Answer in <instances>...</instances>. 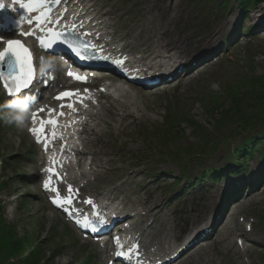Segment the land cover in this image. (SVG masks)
I'll list each match as a JSON object with an SVG mask.
<instances>
[{
	"label": "rangeland",
	"instance_id": "1",
	"mask_svg": "<svg viewBox=\"0 0 264 264\" xmlns=\"http://www.w3.org/2000/svg\"><path fill=\"white\" fill-rule=\"evenodd\" d=\"M95 2L102 5L103 10L115 11L123 34L131 36L148 26L152 30L149 35L155 34L158 39L161 34V44L174 45L185 35H191V39L203 38L224 28L232 16L237 18L235 27L220 32L214 46L210 47L214 53L209 58L211 63L178 87L152 96L124 87L130 99L121 101L132 103L125 111L132 115L122 121L123 112H119L112 128L103 130L101 141L93 149L102 167L108 169L110 165L114 169L106 174L107 179L99 181V193L117 188L111 193L120 195V191H124L130 199L139 197L145 203L157 204L160 206L158 214L166 224L182 235L200 215L206 217L211 194L220 191L225 182L233 184L238 179L249 178L250 174L256 175L263 163L264 148L260 144L258 152L245 162L248 168L243 177L222 179L216 184L201 178L204 170L219 168L227 160L234 161L229 157L232 150L244 144L249 136L264 131L261 124L263 126L253 127L248 133H239L230 119L235 117L233 109L227 114L235 91H248L247 83L245 89L242 82L252 77L264 79V34L259 25L252 29L255 21L250 19V16L264 15V3L248 9L245 12L248 19L243 23L240 0ZM175 12L179 14L175 16ZM124 24H129V28H123ZM130 29L134 31L129 33ZM232 32L236 40L229 46L226 40ZM145 33L142 37L148 38ZM191 45L185 41L184 49ZM11 117L0 96V221L18 234V239L8 243L0 239V264H7L10 256V264H104L96 247L77 237L40 198L35 185L36 150L25 130ZM167 138L170 139L166 141ZM196 179L197 182L204 180L191 190L189 187ZM182 189L183 194L177 197ZM219 196H215L217 200ZM235 211L234 225L250 224L249 242L244 244L249 251H236L234 240L240 231L231 230L230 220V225L217 229L216 237L222 241L217 239L206 244V248L199 247V251L194 252L197 260L193 264H264V184L247 197L245 206ZM157 220L155 224L163 227V221ZM2 233L7 232L0 223V237ZM33 241L36 247L31 254V250H26Z\"/></svg>",
	"mask_w": 264,
	"mask_h": 264
},
{
	"label": "bare ground",
	"instance_id": "2",
	"mask_svg": "<svg viewBox=\"0 0 264 264\" xmlns=\"http://www.w3.org/2000/svg\"><path fill=\"white\" fill-rule=\"evenodd\" d=\"M93 0H73L72 4L69 6L71 9V15L76 14L77 7H80V12H84L83 14H87L84 19H82L81 23L83 24H91L90 29L87 30L89 35L92 37H96L98 39L99 45L107 48V50L111 53L118 54V51L120 48L123 47L122 43L128 39L133 40L132 42V50H137L142 47V52L136 53L137 55L134 56L133 60H138L141 56H147V58L150 59V62L152 65L157 66L159 63H163V61H173V59L178 60L183 55H189V53L192 51V48H198L202 46L204 48L203 54H207V50L210 47H213L220 32L223 30L226 31L228 28L232 27L236 24L237 18H233L232 16L224 25V28L217 29L212 32H210L207 36L203 38H196L191 39V35H185L183 39L179 42H176L174 45H170L169 43L161 44V34L159 35L160 38H156L157 35L153 34L149 35L148 33L152 30L145 26L146 29L140 28L139 32H136L135 34L131 36H127L126 34L121 33L119 30V27H115L117 25V19L119 20V16L115 14V11L110 12L109 10H102L101 12L96 7V4L91 5ZM179 12H175L174 15H178ZM114 17V18H113ZM251 20H255L256 17H251ZM260 20H264V15L259 18L258 22ZM124 27L129 28V24H124ZM113 30V31H112ZM131 31H134L133 29L129 30V33ZM148 31V32H147ZM146 32L145 34L148 35V38L145 40L141 36L142 33ZM187 41L192 43L190 48L184 49V42ZM151 42V43H150ZM190 49V50H189ZM163 51L164 54L161 53ZM139 55V56H138ZM200 56H198L199 58ZM142 58V57H141ZM196 58V59H198ZM179 61V60H178ZM177 61V62H178ZM150 64V63H149ZM180 64H176L174 62V65L170 67V71L172 75L178 74V67ZM110 88H114V90L117 92L119 99L111 101L108 99L106 101L105 105L102 102H99L97 107H93L92 111L89 112V114L85 117V122L83 126V131L86 134V138L83 139V149L80 151L81 155H91L93 158L91 159V164L94 165L96 170H92L90 165L83 164V170L82 172H69L67 171L64 177L66 178L61 186V190L67 188V185H71L72 188H79V187H85L90 186L94 188V185L92 184V181L95 180H103V176L107 173H112L114 171L113 168H109L106 170H102V167L100 165L99 159H97V153L94 149L96 147V144L98 141H101V136L103 135L104 129H111L112 128V122L116 116H118L119 112H123L121 116L122 121L128 120L132 113H125V111L130 108L132 103L129 105L130 102H122V99H130L127 92L120 90L119 87L116 85H111ZM126 101V100H125ZM100 111L102 113H100ZM53 155V154H52ZM86 166L88 167V172H86ZM59 174L63 173L62 169L58 170ZM122 174L128 175L127 173L123 172ZM121 174V175H122ZM132 175V173L130 174ZM113 191L118 190L117 188H113ZM127 190V188H126ZM144 190H147V187H144ZM123 193L124 191H120ZM86 194H88L86 192ZM218 194V191H215L214 194H211L209 196L210 204L212 206L211 210L213 211V216L217 210V200H215V196ZM86 198H93L92 196H85L83 194V199L81 201V204L85 201ZM109 201V200H107ZM114 202H119V206L125 205L126 203H130L131 206H134L136 208L138 207H144V214L143 216L139 217L140 212H136L138 219L136 220V226L144 225V230L141 228L142 235L145 236V239L142 238L140 243L142 244L143 251H144V257L149 262H158V261H166L168 259H172L174 255L171 257L175 251L168 252V248L173 247L174 244L171 243L172 239L177 238L178 235H175V231L172 230V228L165 229L163 228L162 232L161 228L153 226V223H148V219L150 215H152L153 212H157L160 206H157L155 203H145L144 199H141L139 197H135L134 199H130V196L123 193V197H115ZM75 202H78V198L75 199ZM210 208V207H209ZM118 210V208H116ZM137 210V209H136ZM135 210V211H136ZM156 216V215H155ZM155 216H152L153 222L155 221ZM164 223V222H163ZM207 226H205L206 228ZM232 229L239 231L238 226H233ZM202 229H200L196 234H199ZM170 234L174 235L171 236ZM136 238L135 236H133ZM244 237H249V235H244ZM191 240V239H190ZM189 244V241L187 242ZM258 245V244H256ZM153 247L157 248V251L154 250ZM195 249L194 246L190 248H186L185 251L182 252V257L178 256L177 261H180V263L183 262V260H186L183 264H193L194 259H197V256L192 252ZM181 255V254H180ZM186 256V257H185Z\"/></svg>",
	"mask_w": 264,
	"mask_h": 264
},
{
	"label": "snow or ice",
	"instance_id": "3",
	"mask_svg": "<svg viewBox=\"0 0 264 264\" xmlns=\"http://www.w3.org/2000/svg\"><path fill=\"white\" fill-rule=\"evenodd\" d=\"M40 0H27V3L23 2V0H14V3H19V6L21 9H25L26 11H34L36 9V7L39 5ZM6 10V6L3 3H0V12L5 11ZM12 11H15V8L11 9ZM47 14H43V16L41 17H37V25L40 26L43 23H47L49 21H47L45 19ZM23 19V18H21ZM15 23L17 25L20 24V21H15ZM29 23H32L31 20H29ZM41 31H45L47 32L48 36H52L53 33H55L54 29H44L42 27H40ZM22 35H31L32 33H21ZM56 36L59 35V33H55ZM0 39H2V36H0ZM39 40V43L41 45V47H51L52 41L51 40H47L45 37H38L37 38ZM69 47H72L71 44H69ZM73 51H77L76 49H73ZM77 54H79V52L77 51ZM11 56L13 58V60L9 61V68H17L19 71L17 72V74L12 77L10 76L9 78H4L3 74H0V79H5V88L8 89V94L9 95H15L21 92L22 88H27L30 83L32 82V80L35 77V69L33 67L32 64V55L31 52L29 51L28 48H26L22 42L20 40H12L9 39L6 42V47H4V49L2 51H0V61H4L6 57ZM116 63H122V61H116ZM69 76L73 77L74 79L77 80H86L85 77H80L79 75L75 74V73H68ZM8 79H11L13 81L12 84H9L7 82ZM14 84V86H13ZM85 91H87V89H85ZM76 95H78V90L75 91H65L62 92L60 94H58L55 99L57 100H64V98H68L69 100H71L73 97H75ZM64 107H68V108H73V104L72 103H68V104H61L60 108L63 109ZM45 109H40L41 112H43ZM49 119L48 120H41L40 121V128L39 130L33 128L31 129V131L36 134L37 132H39L40 134H44L45 136V140H47V134H45V127L48 124H51L53 126H58V117L59 116H63L65 113L63 111H60L57 114V119H52L51 118V114L55 111L53 109H49ZM36 116L37 113H33L32 114V118H33V123L36 122ZM53 138L55 137V132L52 133ZM41 141V135H37V142ZM45 149L47 150V143H45ZM61 152H63V145L61 147ZM48 172L52 173L53 176H55L58 180L62 181L63 177H61L59 175L58 172H56L54 169L50 168L47 169ZM50 180L51 177L49 178L48 181H45V188H49V184H50ZM53 191H59V189H52ZM67 191L71 192L74 191V189L72 188L71 185H67L66 188ZM58 202L54 200V203ZM64 203H71V199L68 197L64 198ZM87 203L91 204L92 201L88 200ZM79 223V221H77ZM89 221L87 220V218L84 219V223L83 226L84 227H88L89 226ZM95 230V229H93ZM118 239V238H117ZM122 254V253H121Z\"/></svg>",
	"mask_w": 264,
	"mask_h": 264
},
{
	"label": "trees",
	"instance_id": "4",
	"mask_svg": "<svg viewBox=\"0 0 264 264\" xmlns=\"http://www.w3.org/2000/svg\"><path fill=\"white\" fill-rule=\"evenodd\" d=\"M257 3V0H240V9L244 11L249 7H255ZM246 83L248 85V91H243L242 89L235 91V95L231 96L230 99V102L232 103L230 106L231 109H229L227 112L228 114L233 109L232 113L235 114V117L230 119H232L233 123L236 124L237 132H247L254 126L264 123V79L261 77L248 78L245 82H242L241 85L244 87ZM244 88L246 89V87ZM169 139L170 138H167L166 141ZM260 144L264 148V131H260L254 136L249 137L248 140L242 144V146H238L233 149V156L236 159L244 161L256 151L258 152L257 145ZM236 166H239V164H236ZM243 167L246 168L245 165H243ZM240 170L241 168L239 167V171ZM216 171L219 172V169H216ZM231 173L235 174L236 172L233 171ZM214 177L217 176L213 171L207 173V178L210 179V181ZM2 222L3 221L1 220L0 223ZM4 226L5 225L3 223V227ZM8 229L9 233L2 235L4 243H8L13 239H17V235L14 230L10 228ZM15 247L20 249L19 245H15ZM34 247H36V243L33 241L32 243L28 244L29 249L26 251L28 252L31 250V254L33 252L35 253Z\"/></svg>",
	"mask_w": 264,
	"mask_h": 264
},
{
	"label": "clouds",
	"instance_id": "5",
	"mask_svg": "<svg viewBox=\"0 0 264 264\" xmlns=\"http://www.w3.org/2000/svg\"><path fill=\"white\" fill-rule=\"evenodd\" d=\"M8 107L10 109H19L18 113H14L11 119H14L18 124H23L24 120L27 118L28 106L26 101L21 99H17L9 102Z\"/></svg>",
	"mask_w": 264,
	"mask_h": 264
}]
</instances>
